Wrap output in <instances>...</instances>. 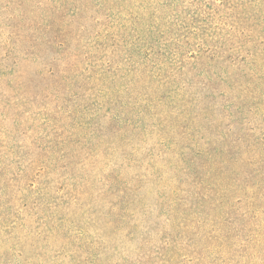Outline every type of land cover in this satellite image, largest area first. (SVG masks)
Returning <instances> with one entry per match:
<instances>
[{
  "label": "rangeland",
  "instance_id": "obj_1",
  "mask_svg": "<svg viewBox=\"0 0 264 264\" xmlns=\"http://www.w3.org/2000/svg\"><path fill=\"white\" fill-rule=\"evenodd\" d=\"M134 47L182 82L194 54L214 58L194 86L214 73L217 108L184 106L202 113L195 144L264 134V0H0V264H264V200L216 203V164L193 186L142 169L123 198L113 176L135 183L136 170L88 152V116L109 92L98 77L135 78ZM168 110L178 129L181 108Z\"/></svg>",
  "mask_w": 264,
  "mask_h": 264
},
{
  "label": "trees",
  "instance_id": "obj_2",
  "mask_svg": "<svg viewBox=\"0 0 264 264\" xmlns=\"http://www.w3.org/2000/svg\"><path fill=\"white\" fill-rule=\"evenodd\" d=\"M127 53L137 58L135 68L131 69L136 77L130 79L129 73L119 75L120 83L117 84L116 71L108 68L101 73L98 77L102 81L101 89L106 88L109 92L94 101L98 110L88 116V152H93L95 156L105 153L114 159L122 157L125 166L136 170L133 175V179L137 180L135 183L131 182L132 179L125 182L113 176L119 187L113 185L111 189L119 191L121 197H127L139 187L142 169L152 170L160 178L164 171L171 170L179 175L175 177L179 184L187 182L193 186L201 182L194 179L200 169L206 167L211 171L214 168L209 166L216 164L213 173L215 181L208 184V187L215 186V191L220 192L216 203H228L230 199L239 197L238 193L249 195L256 203L264 200V155L259 150H264V134L251 130L229 134L227 130H219L205 136L210 141L202 144L193 141V138H202L201 128L193 126V121L201 118L202 113L190 119V111H186L184 106L186 102L191 104L194 96L196 108L206 109L205 112L217 108L218 90L214 73L205 79L201 91L194 86L197 82L194 75L202 73L196 64L200 62L202 66L211 67L214 58L210 56L207 62L204 57L194 54L196 73H190V77L182 82L180 78H169L170 74L161 59L154 58L153 64H146L135 47ZM126 84L141 96L134 98L132 93L127 92ZM116 93H125L126 97ZM140 98L145 103L135 110L136 106L131 103ZM175 103L181 108L180 113L176 112L178 129H167V124H176L168 110ZM191 110L194 111L193 108ZM154 138L157 140L153 142Z\"/></svg>",
  "mask_w": 264,
  "mask_h": 264
}]
</instances>
